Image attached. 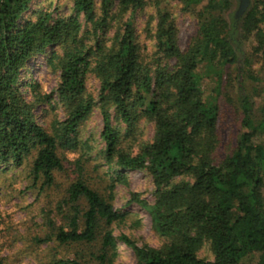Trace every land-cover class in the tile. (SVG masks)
<instances>
[{
    "label": "trees",
    "instance_id": "1",
    "mask_svg": "<svg viewBox=\"0 0 264 264\" xmlns=\"http://www.w3.org/2000/svg\"><path fill=\"white\" fill-rule=\"evenodd\" d=\"M33 1L0 0V171L19 169L27 190L57 199L42 208L48 218L37 238L68 251L52 264H114V226L131 215L113 207V190L127 170L151 178L153 200L132 192L128 203L148 213L160 241L122 233L135 264H264V144L256 141L264 101L247 83L264 84L256 70H264V0H252L239 20L229 18L231 0H178L196 15L184 47L167 0H70L68 15H54L52 1L30 9ZM148 5L151 52L135 20ZM38 55L57 76L50 93L22 77ZM226 74L241 117L235 141L221 149L220 106L203 86L215 79L218 91ZM94 109L103 120L97 149L78 138ZM141 122L152 125L150 138ZM93 150L109 165L104 190L87 175Z\"/></svg>",
    "mask_w": 264,
    "mask_h": 264
},
{
    "label": "rangeland",
    "instance_id": "2",
    "mask_svg": "<svg viewBox=\"0 0 264 264\" xmlns=\"http://www.w3.org/2000/svg\"><path fill=\"white\" fill-rule=\"evenodd\" d=\"M52 1L50 9L54 11V15H68L71 11L70 0H34L30 9L37 6H47L48 2ZM233 7L235 0H231ZM167 6L171 9L172 17L175 20L179 31V44L184 47L187 38L193 32L196 21V15L183 11V5L178 0H167ZM152 5L145 8L136 14V26L142 32L141 38L148 51L154 50V43L150 41L145 34V21L150 14H153ZM195 16V17H194ZM83 20V17H80ZM261 63L256 65L258 75L263 74V69H260ZM260 69V70H259ZM232 72V71H231ZM25 81L35 80L41 90L46 93L52 92L57 83V76L50 72L47 68L46 57L42 55L35 56L26 65V69L22 73ZM220 89L217 91V83L215 79L204 82V95L207 99L215 98L220 106V120L218 124V132L222 138L223 146L233 143L236 139L238 129L240 127V112L236 104V88L230 84V79L227 74L223 78ZM212 82V83H211ZM249 90L257 102L264 101V84H250ZM255 86L257 92L254 93L252 87ZM89 88L95 91L98 88V83L94 80H89ZM96 92V91H95ZM56 101L57 98L53 96ZM46 105L38 107L35 112L39 114L37 120L42 122L41 116ZM58 116L63 117L62 109L58 108ZM144 128L143 137L150 138L153 134V127L150 123H142ZM103 129V120L97 109H94L91 117L81 126L78 138L81 140L89 139L90 143L100 148L103 142L100 139V133ZM257 142L264 144V135L256 138ZM96 150L91 152V158L86 165L88 167L87 175L92 178L91 182L100 190H104L109 183V177L101 178V172L108 171L109 165L99 158L95 157ZM69 159L74 160L78 157V151L68 152ZM102 164L98 169V164ZM96 168V169H95ZM92 170V171H91ZM95 170V171H94ZM99 172V175H98ZM126 180L117 182L113 190V207L120 212L128 213L131 217L127 218L124 223L114 226V235L117 238V257L114 264H135V257L130 247L119 239L122 233L128 234L136 240L138 244L147 243L151 246H157L159 240L151 229V220L148 213L136 203H128L131 198V193H139L142 198L148 201L153 200V185L151 178L144 172L136 170H127L124 172ZM114 177L116 173L110 171ZM27 183L23 179V174L19 169H9L0 171V258L4 264H52V261L68 255V251L63 247H56L55 244H42L37 242V238L43 236L41 224L44 223L47 216L44 215L42 208L46 210L54 208V203L57 199L52 200L44 194L37 196L36 191L26 189ZM57 194V193H53ZM37 196V197H36ZM58 196V195H57ZM59 198V197H58ZM48 218V217H47ZM133 218L140 220V223L135 225ZM71 254L73 253L72 250ZM201 255H205V250L200 251ZM87 253V248L82 247L80 257L84 258Z\"/></svg>",
    "mask_w": 264,
    "mask_h": 264
},
{
    "label": "water",
    "instance_id": "3",
    "mask_svg": "<svg viewBox=\"0 0 264 264\" xmlns=\"http://www.w3.org/2000/svg\"><path fill=\"white\" fill-rule=\"evenodd\" d=\"M251 1L252 0H235L234 8L229 14V18L233 16L236 20H239L250 7Z\"/></svg>",
    "mask_w": 264,
    "mask_h": 264
}]
</instances>
